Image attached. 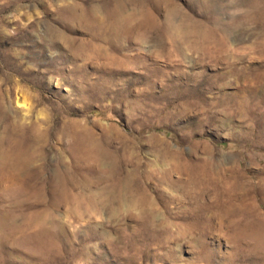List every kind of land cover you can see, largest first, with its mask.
Masks as SVG:
<instances>
[{
	"label": "rangeland",
	"instance_id": "1",
	"mask_svg": "<svg viewBox=\"0 0 264 264\" xmlns=\"http://www.w3.org/2000/svg\"><path fill=\"white\" fill-rule=\"evenodd\" d=\"M0 166V264H264V0H0Z\"/></svg>",
	"mask_w": 264,
	"mask_h": 264
},
{
	"label": "bare ground",
	"instance_id": "2",
	"mask_svg": "<svg viewBox=\"0 0 264 264\" xmlns=\"http://www.w3.org/2000/svg\"><path fill=\"white\" fill-rule=\"evenodd\" d=\"M8 97V96H7ZM23 105V104H22ZM20 130V129H19ZM12 143V142H11ZM4 159V158H3ZM14 163V162H13ZM17 164V163H16ZM1 167V166H0ZM262 228V227H261Z\"/></svg>",
	"mask_w": 264,
	"mask_h": 264
}]
</instances>
